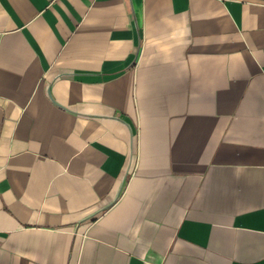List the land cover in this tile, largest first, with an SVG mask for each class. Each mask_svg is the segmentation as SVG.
I'll return each instance as SVG.
<instances>
[{"label": "crops", "instance_id": "obj_1", "mask_svg": "<svg viewBox=\"0 0 264 264\" xmlns=\"http://www.w3.org/2000/svg\"><path fill=\"white\" fill-rule=\"evenodd\" d=\"M0 264H264V0H0Z\"/></svg>", "mask_w": 264, "mask_h": 264}]
</instances>
